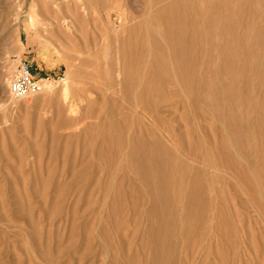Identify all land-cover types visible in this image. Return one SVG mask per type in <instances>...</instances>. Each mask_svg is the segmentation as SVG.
<instances>
[{
  "label": "rangeland",
  "instance_id": "obj_1",
  "mask_svg": "<svg viewBox=\"0 0 264 264\" xmlns=\"http://www.w3.org/2000/svg\"><path fill=\"white\" fill-rule=\"evenodd\" d=\"M0 264H264V0H0Z\"/></svg>",
  "mask_w": 264,
  "mask_h": 264
},
{
  "label": "built area",
  "instance_id": "obj_2",
  "mask_svg": "<svg viewBox=\"0 0 264 264\" xmlns=\"http://www.w3.org/2000/svg\"><path fill=\"white\" fill-rule=\"evenodd\" d=\"M34 71L33 62L29 60L20 61L10 84V92L14 99H22L43 90V80L36 78Z\"/></svg>",
  "mask_w": 264,
  "mask_h": 264
},
{
  "label": "bare ground",
  "instance_id": "obj_3",
  "mask_svg": "<svg viewBox=\"0 0 264 264\" xmlns=\"http://www.w3.org/2000/svg\"><path fill=\"white\" fill-rule=\"evenodd\" d=\"M74 8L75 10H79L80 6L77 4V2H72L71 3H67V6H66V12L68 13L67 15H65L63 17V21L60 23L62 25V27L66 30V32L68 33H71L73 28L80 22V15H79V12L77 11L76 13H72L73 12V9ZM47 7L45 8V11H47ZM61 10L59 9V12ZM58 12V14H59ZM73 14V15H72ZM37 12L36 10H33V13L30 15V22L32 23H40L43 19L41 20H38L37 18ZM56 21H57V18H56ZM36 23V24H37ZM60 24L57 23V25L59 26ZM66 92V90L64 91Z\"/></svg>",
  "mask_w": 264,
  "mask_h": 264
}]
</instances>
